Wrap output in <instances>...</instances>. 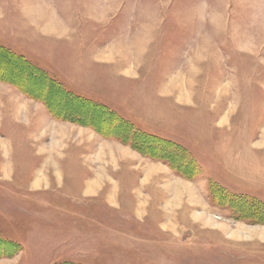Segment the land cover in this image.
I'll return each instance as SVG.
<instances>
[{"label": "rangeland", "instance_id": "1", "mask_svg": "<svg viewBox=\"0 0 264 264\" xmlns=\"http://www.w3.org/2000/svg\"><path fill=\"white\" fill-rule=\"evenodd\" d=\"M27 1L0 44L128 124L0 50V264H264V216L222 190L264 201V0H30L68 47L23 37ZM123 32L110 66L88 51Z\"/></svg>", "mask_w": 264, "mask_h": 264}, {"label": "trees", "instance_id": "2", "mask_svg": "<svg viewBox=\"0 0 264 264\" xmlns=\"http://www.w3.org/2000/svg\"><path fill=\"white\" fill-rule=\"evenodd\" d=\"M0 50H2L3 51V53L2 54H7V52L8 53H11L12 54V57L14 58V63H16V64H19V66H23V68H24V70L25 69H29L30 71L31 70H36V71H38L41 75H44V76H46L45 78L46 79H42V77L41 78H39V79H41V81L42 82H44V80L48 83V85L49 84H51V87H52V90L53 91H56L57 93H59V94H62L61 92H60V88L62 89V90H64L63 92L66 94V95H68V96H71V99H72V103H73V100H79L80 102H84V103H86L88 106H90V109H91V112L93 113V110H95V111H100V112H102V114H104L106 117H108L109 118V120H112L113 121V123H116V124H118V122L117 121H119L120 122V124H124V123H127L123 118H121L119 115H116V113H115V111L114 110H112L111 108H109L107 105H105V104H102V103H100V102H97V101H95V100H92L91 98H88V97H85V96H82V95H80V94H75L74 92H72V91H70V90H68V89H66V88H64L63 87V85L57 80V79H55L54 77H52V76H50V75H48L47 74V72L46 71H43V70H39L38 68H37V66H35L29 59H27L24 55H22V54H18V53H16V52H14L13 50H11V49H9V48H7V47H5L4 45H1L0 44ZM21 66V67H22ZM23 68H17V67H13V66H11L9 69L7 68V72H12L14 75L16 74V73H22L23 72ZM13 78H14V76H13ZM10 81H13V80H11V78L9 79ZM65 94H64V96L62 95V97H64V98H67L68 96H65ZM67 99H69V98H67ZM68 105H69V103H68ZM67 105V106H68ZM69 107V106H68ZM90 113V112H89ZM118 116V117H116V116ZM74 120H76V121H79V120H81V119H79V118H76V119H74ZM128 124V123H127ZM131 127V126H130ZM133 128V129H132ZM132 128H131V131H133V134L131 135V142H133V140H135L136 139V137H138V139L136 140L137 142H139L141 145H144L145 146V148H148V143H146V140H149V141H153L154 142V144H157V145H159V146H172V144H170L171 143V141L170 140H166V139H164V138H162V137H160V136H158V135H153V134H149V133H145V132H143V131H141V130H139L138 128H136V127H134V126H132ZM123 134H126L127 132H126V130H125V132H122ZM136 134V135H135ZM138 135V136H137ZM174 147V149L176 150L175 152H177V154H180V155H183V157L187 160H185L186 161V163L187 164H189V165H191V163L193 164V165H195L196 166V164H198L197 162H195V160L192 158V157H190V154L187 152V151H185V149H182L181 147H179V146H177V145H173ZM181 152V153H180ZM173 154V153H172ZM170 163V162H169ZM198 166V165H197ZM196 166V167H197ZM190 168V166H188V167H184L183 169H180V168H178L177 170L179 171V173H182V174H185V173H187V171L186 170H188V169ZM188 174V173H187ZM225 193V195H226V198L228 199V200H230V201H234V202H240V203H244L245 205H247L248 206V210L250 209L251 210V212H252V214L253 215H255L256 217H258V216H261V215H263L264 216V201H262V200H258V199H256V198H253V197H250V196H243V195H236V194H230V193H228V191H226L225 189H222ZM215 191V190H214ZM214 191L212 192V193H214ZM232 211H234V212H236L237 211V209L235 208V206H233L231 203H229L228 205H227ZM56 264H73V263H69V262H62V263H56Z\"/></svg>", "mask_w": 264, "mask_h": 264}, {"label": "crops", "instance_id": "3", "mask_svg": "<svg viewBox=\"0 0 264 264\" xmlns=\"http://www.w3.org/2000/svg\"><path fill=\"white\" fill-rule=\"evenodd\" d=\"M59 22H57L59 24V28L55 29V24L53 25V22L50 21L49 19L46 20H41V19H35V18H28L27 16H24L23 19V23L28 27V28H24L22 30L23 31V37L25 39L30 40H38L39 43L41 44H45L46 46H48L49 42H56L58 46L60 47H68V42L67 41H63L64 39L67 38L68 34L66 35L64 32V28L67 27L65 26V23L63 21H61V19H58ZM47 26V27H46ZM53 26V27H52ZM46 27V28H45ZM126 32H123L122 34H120L119 36V40L118 41H113L112 43H108L106 45H103L102 48H97L98 50H96V48L94 47L95 44H92L88 46V51L90 53H99L98 58L99 61L100 57L103 60V64L105 65H109V63L111 64L112 61H114V57H112L113 55H111L110 53L112 52H125L128 51V49L125 48V42H126ZM133 36V35H132ZM54 38V40H52ZM58 41V42H57ZM60 42H63V45H60ZM106 42V41H105ZM65 50V49H63ZM77 49H71V50H67V52L69 53L70 51H75ZM98 51V52H96ZM92 57V55H91ZM119 68H123L122 70L127 68V64L125 63L123 67H121V65L119 66ZM126 73V72H125Z\"/></svg>", "mask_w": 264, "mask_h": 264}, {"label": "bare ground", "instance_id": "4", "mask_svg": "<svg viewBox=\"0 0 264 264\" xmlns=\"http://www.w3.org/2000/svg\"><path fill=\"white\" fill-rule=\"evenodd\" d=\"M26 3V7L24 8V12L25 13H27V17L28 18H31V15H32V13H33V15H34V11H33V9H34V7H36V6H32V7H30V5H29V3H30V0H28L27 2H25ZM28 6V7H27ZM37 8V7H36ZM46 12V11H45ZM47 13V12H46ZM52 17H50L49 15L48 16H46V17H44V18H42V20H50V21H52L53 20V18L51 19ZM53 22V25L55 26V29L57 28H59V24L58 23H56V22H54V21H52ZM47 27V26H46ZM45 27V28H46ZM53 27V26H52ZM60 29V28H59ZM0 146H1V144H0ZM94 185V184H93ZM95 186V185H94ZM94 186H92V188H90V189H87L86 190V192L88 193L89 191L91 192L92 191V189H93V187Z\"/></svg>", "mask_w": 264, "mask_h": 264}]
</instances>
